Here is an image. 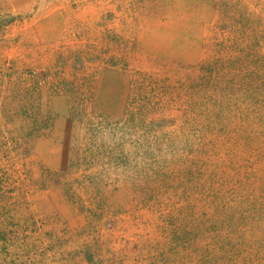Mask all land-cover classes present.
Listing matches in <instances>:
<instances>
[{"label": "rangeland", "instance_id": "obj_1", "mask_svg": "<svg viewBox=\"0 0 264 264\" xmlns=\"http://www.w3.org/2000/svg\"><path fill=\"white\" fill-rule=\"evenodd\" d=\"M0 264H264V0H0Z\"/></svg>", "mask_w": 264, "mask_h": 264}, {"label": "crops", "instance_id": "obj_2", "mask_svg": "<svg viewBox=\"0 0 264 264\" xmlns=\"http://www.w3.org/2000/svg\"><path fill=\"white\" fill-rule=\"evenodd\" d=\"M152 19H153V18H152ZM152 19H151V20H152ZM152 21H153V20H152Z\"/></svg>", "mask_w": 264, "mask_h": 264}]
</instances>
